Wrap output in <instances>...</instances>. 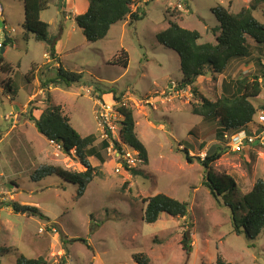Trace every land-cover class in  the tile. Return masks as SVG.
<instances>
[{"label": "rangeland", "instance_id": "374dc122", "mask_svg": "<svg viewBox=\"0 0 264 264\" xmlns=\"http://www.w3.org/2000/svg\"><path fill=\"white\" fill-rule=\"evenodd\" d=\"M62 1L49 0V8L43 11L42 19L52 22L48 41L41 42L34 37L23 38V3L0 0L5 27H0V43H4L7 34L10 38L3 44L8 71H0V136L8 131L0 145V189L16 187L14 192L18 195H0V248L7 250L0 255V264H16L20 256L42 257L48 264H135L133 256L139 253L145 254L150 264H214L217 256L230 264H264V229L254 240H248L244 234L232 232L229 220L230 205H237L240 216H245L243 196L257 180L264 181V143L243 153L226 150L211 165L215 175H228L236 184L226 197L227 204L222 199L215 202L204 185L205 170L196 158L202 159L209 148L218 146L214 134L220 126L207 119L200 125L203 118L191 113L190 105L198 100L192 98L189 86L177 87L181 79L179 57L155 39L158 32L175 22L182 29L198 32L199 43L213 44L212 30L218 22L211 9L229 7L231 13H237L248 8L251 0H188L187 12L174 8L176 0H132L142 18L131 24L125 18L113 25L102 40L93 43L86 42L68 13L67 3ZM60 11L69 19L65 20ZM171 12L180 13L182 20L171 17ZM252 13L264 25V2ZM52 47L60 55L63 69L81 73L82 79L69 87L57 86L50 95L46 87L50 86L52 63H45V57ZM258 47L250 43L251 56L245 58L249 68L237 72L245 59L237 60L230 68L234 78L251 80L256 76L261 81V93L251 101L256 109L264 106V55L259 57ZM121 49L128 55L126 69L108 64ZM204 71L194 87L208 101H215L222 94L218 82L227 77L223 73L228 70L223 75L213 74L208 67ZM8 79L12 93L5 87ZM171 83L176 84L175 93L168 90ZM32 87L35 93L28 101L34 92ZM80 88L89 89L90 95ZM97 90H113L120 98L126 95L153 103L151 107L135 100L126 103L133 112L135 133L146 149L148 163L135 168L138 174L134 175L116 172L115 161L107 151L102 152L103 164L89 158L100 176L94 177L78 199L77 186L56 176L31 183L30 174L42 165L75 172L84 168L73 152L69 156L63 154L38 134L32 122L27 123V129L21 125L12 129V118L18 124L28 121L29 113L38 118L49 96L70 119L73 130L81 137L94 135V146L99 148L103 133L95 120L92 101ZM201 142L206 145L205 150L199 146ZM183 148L193 157L192 163L178 151ZM157 194L186 203L187 215L172 218L162 214L157 222L146 224L144 200ZM3 198L18 205L27 203L22 205L37 208L49 221L23 212L15 214L10 201ZM183 233L190 240L188 254L181 243Z\"/></svg>", "mask_w": 264, "mask_h": 264}, {"label": "trees", "instance_id": "16d2710c", "mask_svg": "<svg viewBox=\"0 0 264 264\" xmlns=\"http://www.w3.org/2000/svg\"><path fill=\"white\" fill-rule=\"evenodd\" d=\"M23 3V38L34 37L41 42L48 41V25L40 19V13L47 10L49 0H20ZM264 0H251L248 8L243 7L237 13H231L228 8L216 7L211 9V13L218 22V27L212 30L214 34V43H199L200 34L196 31L182 29L175 22H170L168 27L155 35L156 42L174 50L180 60L181 79L178 82L180 89L190 87L192 98L198 100L197 104H192L191 113L203 118L204 121L215 123L220 126L215 133L216 140H221L222 135L237 128L246 126L249 123L255 124V117L260 109H256L252 100L256 99L260 93L259 78L253 76L251 80L247 78L238 79L234 82V87L222 82V94L215 101H208L196 88L194 83L197 78L204 75L205 67L216 75L222 74L232 60L245 59L251 56L250 43L258 45L259 57L264 52V25L256 21L253 17V11L263 3ZM134 2L132 0H87V8L83 14L74 17V23L82 32L86 42L93 43L102 40L110 28L123 22L125 18L130 19V24L141 19L142 14L137 10L131 12ZM188 10V9H187ZM187 12V11H186ZM171 17H177L179 21L180 13L171 12ZM3 46V44H2ZM53 52V47L51 49ZM261 59V58H259ZM257 62L260 61L257 58ZM111 66H117L126 69L128 65V55L121 49L108 62ZM48 70V69H47ZM0 71L6 73L8 66L3 56H0ZM48 78L50 86L57 87L64 85L69 87L71 84H79L82 79L81 73L69 72L61 67L56 69L52 67ZM264 75V74H263ZM26 82L29 78L25 77ZM238 86V87H237ZM7 92H13L11 79L5 84ZM47 88V87H46ZM240 88V89H239ZM238 89V90H237ZM116 103L120 102V96H117L113 90H109ZM99 98V96H96ZM105 103H111L106 102ZM46 105L44 111L38 118L30 113L28 121L32 122L38 134L47 141H52L60 147V151L65 155L74 153L77 162L84 168L82 172L64 170L59 166L42 165L39 166L29 176L31 183H38L49 176H56L64 182L77 186L76 199L82 197L87 186L94 177L100 176V171L92 167L89 158L97 159L101 164L104 163L102 152L106 151L108 144L105 140L100 142V147L94 146V135L81 137L70 125V119L62 114L60 106L54 105L48 96L44 102ZM117 112L122 116L120 122L119 137L121 141L135 149L143 164L148 163L146 149L138 140L135 133V120L133 112L129 107L119 105ZM195 129V128H194ZM192 129L190 133L194 130ZM262 127L257 131H261ZM226 147L213 146L205 153V156L196 158L199 165L205 170L204 185L210 193V196L216 201L222 199L227 204L226 197L236 188L232 177L228 175L217 176L211 170V165L220 159ZM185 155L188 163H192L193 157L188 155L187 149L179 150ZM236 153V152H233ZM134 175L138 174L135 169L130 170ZM246 214L240 216L239 207L230 205V225L235 235L244 234L248 240H254L264 229V181L257 180L252 189L242 198ZM145 209L143 221L146 224L157 222L159 217L164 214L172 218H182L187 215L188 205L163 194H157L144 200ZM8 206V205H7ZM15 214L23 212L32 216H38L40 219L49 221L35 207L21 206L14 202L9 203ZM181 243L186 254L190 252V240L187 233L182 234ZM7 252L6 248H0V255ZM135 264H150L149 258L142 253L133 256ZM16 264H48L47 261L38 257L29 259L17 257ZM214 264H230L224 261L220 256L216 257Z\"/></svg>", "mask_w": 264, "mask_h": 264}, {"label": "built area", "instance_id": "2783aa9c", "mask_svg": "<svg viewBox=\"0 0 264 264\" xmlns=\"http://www.w3.org/2000/svg\"><path fill=\"white\" fill-rule=\"evenodd\" d=\"M187 7L188 0H176L174 4V8L178 11H184ZM137 8L138 6H132V12H135ZM0 22H2L1 15ZM45 58L46 63H52L53 67H58L57 59L54 56L46 54ZM175 85L176 84L171 83L168 90L175 93ZM86 92L88 93V90H86ZM134 100L133 98H128L126 95L120 99L119 103L115 101L105 103L100 99L94 100L95 120L98 126L102 128V138L108 144L106 151L109 158L115 161L114 169H116V172L129 173L130 170L137 168L143 163L139 153L129 145L123 143L119 137L122 116L117 112L116 108L119 105L126 106L127 102ZM135 101L140 104H143V102L146 105L151 104L148 99L143 98ZM256 123L257 124L250 123L247 126L225 132L222 135L220 146L228 148L231 152L241 153L256 141L261 143L264 140V134L263 131L257 133V129L259 125H264V108L256 115ZM49 143L60 149V147L52 141H49Z\"/></svg>", "mask_w": 264, "mask_h": 264}, {"label": "crops", "instance_id": "0c3cea01", "mask_svg": "<svg viewBox=\"0 0 264 264\" xmlns=\"http://www.w3.org/2000/svg\"><path fill=\"white\" fill-rule=\"evenodd\" d=\"M67 3V10H68V13H70L71 15H72V18H73V21H74V17L76 16V15H80V14H83L85 11H86V8H87V0H64V1H62V4L63 3ZM251 2V1H250ZM49 8V7H48ZM45 12V11H44ZM44 12H41L40 13V19L43 21V22H45L43 19H42V16H43V13ZM60 14H64V19L65 20H67V19H69V17L68 16H65V12L63 13V11L61 12L60 11ZM51 22H52V20H49V21H47V22H45L48 26H50L49 24H51ZM77 27V26H76ZM62 33V32H61ZM9 34H7V36H8ZM8 39H9V41H10V38L8 37ZM51 54H53L56 58H57V61H58V63H60L61 64V67L63 68V66H62V62H60V55H57V53L53 50V52H50ZM47 54V53H46ZM263 55H264V52H263ZM58 57H59V59H58ZM236 61L237 60H232V62H230L229 64H228V66H227V68L225 69V70H228V72H224L223 74H226L227 75V77H229L230 79H227V77H225L223 80H221V82H218L219 83V88H221V85H222V82L224 81V82H226L227 84H230L231 85V88H233L234 87V82L236 81V79L238 80L239 78H234V76L232 75V73H230V68H231V66H232V68L236 65ZM248 61H247V59H245L244 60V62L242 63V65H240L239 66V68H238V70H237V72L238 71H244L245 69H246V67L247 68H249V66L250 65H248V63H247ZM6 63V62H5ZM240 62H237V64H239ZM247 63V64H246ZM7 64V63H6ZM7 66H9V65H7ZM128 68V67H127ZM248 71V70H247ZM236 72V73H237ZM247 73H250L249 71L247 72ZM223 74H220V75H223ZM231 75V76H230ZM261 82V81H260ZM31 83V85L32 86H34V83H32V82H30ZM33 88V87H32ZM50 89L48 90L49 91V93H50V95H52L51 93L53 92V91H55L56 89H57V87H53L52 88V86L51 87H49ZM34 89V88H33ZM81 90H83L84 92H86V90L87 89H82V88H80ZM98 89V88H97ZM187 90H189V89H187ZM98 92H97V94L96 95H98L99 96V98H101V99H103L104 101H106V102H110V101H112L113 100V95H112V93L111 92H109V90L108 91H104V90H97ZM222 90H220V92H221ZM35 93V89H34V92H32V93H30V95H29V97H28V101L29 100H31V99H33V94ZM222 93V92H221ZM75 95H77V94H75ZM116 95H118V94H116ZM52 97V96H51ZM132 97H134V96H132ZM259 97V96H258ZM137 97H134L133 99H135V100H137L136 99ZM51 101H52V98H51ZM151 104L150 105H148L147 107H151V105L153 104L152 102H150ZM27 104V103H26ZM25 106V105H24ZM259 108V107H258ZM22 113H23V111H22ZM22 113L21 114H17V116H20V115H22ZM143 115L146 117L144 120L146 121V119L148 118V115H147V112H146V110H145V112L143 113ZM29 121H24L23 123H21V124H18L17 122H16V118H12V124H10V125H12V129L14 128V129H18V127H19V125H21V127H23L24 129H27V127H28V125H27V123H28ZM31 124V126L34 128V126H33V124L32 123H30ZM149 124V123H148ZM135 125H136V123H135ZM150 125V124H149ZM8 136V131L3 135V136H0V145L2 144V142H3V140H4V138L5 137H7ZM204 146L203 147V150H205V148H206V145H204L203 144V142H201L200 144H199V146L201 147V146ZM95 159V158H94ZM90 163V162H89ZM42 181V180H41ZM8 182H9V188L11 187L10 186V181H9V179H8ZM39 183V182H38ZM14 190H16V187L14 188V189H12V188H10V189H8L7 191H5V190H2V189H0V195H4L6 192L9 194V195H12V196H15V194H16V196L15 197H17L18 198V195H17V193H15L14 192ZM3 201L5 200V202H7V201H11V200H6L5 198H3L2 199ZM12 202V201H11ZM18 203H19V201H18ZM20 205H22V204H25V205H27V203H19ZM31 205V204H30ZM22 206H24V205H22ZM29 207H31V206H29ZM11 208V207H10ZM12 210V209H11ZM49 220V219H48Z\"/></svg>", "mask_w": 264, "mask_h": 264}, {"label": "clouds", "instance_id": "9594fccd", "mask_svg": "<svg viewBox=\"0 0 264 264\" xmlns=\"http://www.w3.org/2000/svg\"><path fill=\"white\" fill-rule=\"evenodd\" d=\"M189 6V5H188ZM187 9H188V7H187ZM187 9H186V11H187ZM134 13V12H133ZM1 23V26H3V28H5L4 27V25H3V20H2V22H0ZM1 44V43H0ZM1 47H3L2 46V44H1ZM1 47H0V49H1ZM47 54H50V55H52V56H54L53 54H51V53H47ZM3 56V55H2ZM55 57V56H54ZM56 58V57H55ZM57 59V58H56ZM58 62V61H57ZM45 63H46V61H45ZM59 65H60V63H58V67H59ZM52 67H53V64H52ZM58 67H56V69L58 68ZM55 68V67H54ZM39 69H41V68H39ZM49 87H51V86H49ZM46 88V89H50V88ZM98 92V91H97ZM87 95H90V90L88 89V93L87 92H85ZM95 96H97V95H95ZM192 96V95H191ZM95 99H100V100H102L103 101V99H101V98H97V97H95L92 101H94ZM144 99V98H143ZM114 100H112V102H113ZM128 107V106H127ZM263 109V108H262ZM261 109V110H262ZM261 110H259V112L261 111ZM258 112V113H259ZM255 121H256V117H255ZM250 124V123H249ZM255 124H257V123H255ZM248 125V124H247ZM246 125V126H247ZM262 126L261 125H259L258 126V129H260ZM238 129V128H237ZM257 129V130H258ZM261 131H263V134H264V130H263V128H262V130ZM260 132V131H259ZM258 131H257V133H259ZM220 142H221V140H217V144L220 146ZM264 143V140L260 143V142H258V141H256L253 145H255V144H263ZM253 145H251V146H249V147H252ZM220 147H222V146H220ZM249 147L248 148H246V150L245 151H248L249 150ZM60 150V149H59ZM244 152V151H243ZM243 152H241V153H243ZM205 156V155H204ZM143 161V160H142ZM143 164V163H142ZM142 164H140V165H142ZM137 169V168H136ZM135 170V169H134ZM128 174V173H127Z\"/></svg>", "mask_w": 264, "mask_h": 264}, {"label": "water", "instance_id": "95a60500", "mask_svg": "<svg viewBox=\"0 0 264 264\" xmlns=\"http://www.w3.org/2000/svg\"><path fill=\"white\" fill-rule=\"evenodd\" d=\"M0 27H1V23H0ZM9 42V39L7 36L4 37V43L3 44H6ZM4 54V47H1L0 49V56H2Z\"/></svg>", "mask_w": 264, "mask_h": 264}]
</instances>
